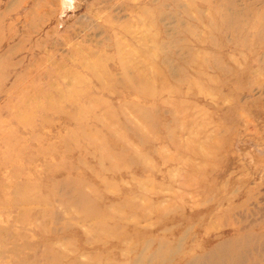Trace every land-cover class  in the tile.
<instances>
[{"label":"rangeland","instance_id":"374dc122","mask_svg":"<svg viewBox=\"0 0 264 264\" xmlns=\"http://www.w3.org/2000/svg\"><path fill=\"white\" fill-rule=\"evenodd\" d=\"M250 230L264 0H0V264H129L175 239L189 253L159 264H180Z\"/></svg>","mask_w":264,"mask_h":264},{"label":"bare ground","instance_id":"6f19581e","mask_svg":"<svg viewBox=\"0 0 264 264\" xmlns=\"http://www.w3.org/2000/svg\"><path fill=\"white\" fill-rule=\"evenodd\" d=\"M161 242L157 251L150 255L144 253L136 256L129 264H159L166 263L171 255L184 258L189 252L182 251L181 242ZM254 246H264V237H259L250 231L233 237L230 241L220 244L199 258L182 261L180 264H250L246 262V253ZM245 262V263H244ZM23 264V263H22ZM26 264V263H25ZM52 264H59L53 261Z\"/></svg>","mask_w":264,"mask_h":264}]
</instances>
